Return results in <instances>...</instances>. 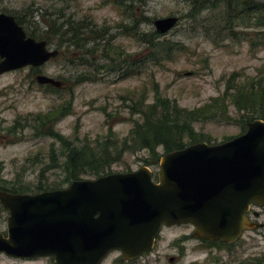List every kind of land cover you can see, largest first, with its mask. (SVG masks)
I'll use <instances>...</instances> for the list:
<instances>
[{"label": "rangeland", "instance_id": "rangeland-1", "mask_svg": "<svg viewBox=\"0 0 264 264\" xmlns=\"http://www.w3.org/2000/svg\"><path fill=\"white\" fill-rule=\"evenodd\" d=\"M67 1L0 0V12L21 19L28 34L46 40L55 21L57 28H62L51 41L52 47L61 51L56 59L41 68L26 67L0 76V188L23 184L31 191L40 183L44 188L70 186L63 182L65 146L49 136L36 135L32 128L34 117L65 102L71 103L72 111L54 125L58 134L74 146L96 150L108 146L113 156H117L116 148L121 150L126 143L128 149L112 165V174L148 167L157 182L166 152L158 147L156 158L151 150L132 140L135 121L141 116L132 113V100L143 101L147 94V104H153L158 87L162 98L193 110L222 98L229 84L236 87V83L264 74L260 73L264 69V45H252L254 27L236 26V21L230 25L224 4L213 5L210 0H123L121 7H115L112 0ZM132 6L136 14L133 20L139 24L131 23L137 36L129 37L122 24L130 23L125 10ZM171 16L180 18L178 25L165 35L156 34L154 21ZM71 23L85 25V42H77L69 34L61 36ZM144 34L147 40L155 39V45L171 44L180 50L172 59L163 53L154 56ZM97 35L100 38L95 41ZM106 44L115 62L104 58ZM109 63V68L104 67ZM39 74L64 81L65 86L39 85ZM78 79L84 81L77 83ZM227 104L224 115L194 123V131L207 139L205 143L221 144L246 133L248 122L231 100ZM256 211L260 217L252 214L250 219L259 227L246 231L232 246L207 248L194 237V226L183 224L163 228L152 253L130 263L121 261L122 255L114 252L103 264H264V207ZM8 217L0 205V233L5 236ZM172 257L176 258L174 263L170 262ZM0 264L50 263H27L0 254Z\"/></svg>", "mask_w": 264, "mask_h": 264}, {"label": "water", "instance_id": "water-1", "mask_svg": "<svg viewBox=\"0 0 264 264\" xmlns=\"http://www.w3.org/2000/svg\"><path fill=\"white\" fill-rule=\"evenodd\" d=\"M180 18L154 21L156 32L172 31ZM59 55L46 41L28 36L12 15L0 12V76L41 68ZM36 82L65 83L39 74ZM158 181L148 167L73 182L39 194L0 190L8 210L0 253L15 258L54 257L57 264H102L115 250L136 260L154 249L164 226L190 224L199 240L237 243L248 230L252 205L264 207V120L245 134L210 145L197 143L165 154Z\"/></svg>", "mask_w": 264, "mask_h": 264}, {"label": "trees", "instance_id": "trees-1", "mask_svg": "<svg viewBox=\"0 0 264 264\" xmlns=\"http://www.w3.org/2000/svg\"><path fill=\"white\" fill-rule=\"evenodd\" d=\"M112 2L115 7H121L124 1L112 0ZM210 2L213 5L224 4L227 6V22H229L230 25L233 24L234 21H236V26L242 24L252 25L254 27L251 34L254 36L251 37L252 45L257 43L264 45V2L261 0H210ZM205 6L206 5H202L200 7L203 8ZM133 9V6L126 7L125 15L128 16V19L130 18V23L127 25L122 24L124 33L129 37L134 35L137 36L136 27L132 26L131 23H135V25L139 24L138 20H133V15H136ZM17 21L23 26V21L21 19H17ZM55 23H57V21L53 23V27L52 25L48 27V30L52 29V31L48 33L49 37L46 39L48 43H51L55 37H58L59 30H62V28H57ZM62 27H66L65 24ZM84 27L85 25L82 24H68V32H63L65 34L61 36L66 38L71 35L77 42H85L88 38L82 37V29ZM28 35L37 40H43L42 38H37L33 33ZM144 35L143 38L150 47V53L152 52L154 56L163 53L165 57L172 59L174 53L180 50L179 47L171 44L155 45V39L150 38L147 40L146 38H148V35ZM99 38L100 36L97 35L95 41ZM65 42L69 41H64V43ZM107 46L108 44H106L103 53L104 58L111 62H115L114 59H110L111 51L108 50ZM159 46L161 47L158 50ZM104 67L109 68L110 63L106 64ZM261 69L260 73H264V69ZM83 81L84 80L78 79L76 82L82 83ZM155 92L156 100L153 104H147L146 100L148 98L147 94H145L143 101L139 99H137L139 102L132 100L134 103L130 107L133 114L141 115L140 119L135 121V126L132 130V140L140 145L142 149L151 150L156 158L159 157L157 149L160 146H162L166 154H168L183 150L197 143L205 142L207 139L201 135H197L194 131V123L218 118L220 114L224 115L228 108L227 100H231V102L236 105V109L239 113H242V118L248 123L257 119L264 120V74L258 75L256 78L246 83H239L238 85L236 83V87L229 84L222 98L214 99L211 103L193 110L182 109L177 101L162 98L159 95L158 87H156ZM221 100L222 103L220 102ZM71 111V103L65 102L50 112L38 114L33 118L34 125H32V128L36 131V135L49 136L65 146L63 155L66 159L63 163V170L66 176L63 182L72 184L75 181L84 180L83 177L87 175L100 178L112 174L111 167L114 163L119 161L122 154L126 152V149H128L127 144L125 143L121 150L115 147L117 156L111 154V150L108 146L103 147L101 150L90 148L87 145L82 147L74 146L72 142L58 134L54 129V125L60 119L69 115ZM31 120L32 119H29V122ZM247 130L245 132H247ZM1 172L2 167L0 166V174ZM0 189L16 194H26L27 192L42 193L60 190L58 186L44 188L41 183L36 186L35 190L31 191L27 187H24L23 184H13L12 189Z\"/></svg>", "mask_w": 264, "mask_h": 264}, {"label": "flooded vegetation", "instance_id": "flooded-vegetation-1", "mask_svg": "<svg viewBox=\"0 0 264 264\" xmlns=\"http://www.w3.org/2000/svg\"><path fill=\"white\" fill-rule=\"evenodd\" d=\"M63 1H65L66 3H68L67 0H63ZM63 32H65V31H63ZM47 44H48V47H49L51 50H58V49L52 47L51 43H48V42H47ZM58 51H59V55H60V54H61V51H60V50H58ZM3 208H4V207H3ZM257 208H259V207L255 206V205H252V206H251L250 211H249V213H248V217H249V219H250V216H251L252 214H254L255 217H260V214L256 211ZM5 211L8 212V210H6V209H5ZM8 213H9V212H8ZM250 220H251V219H250ZM175 226H177V225H175ZM170 227H174V226H166V227H164V228H170ZM162 230H163V229H162ZM161 233H162V232H161ZM161 233H160V235H161ZM160 235H159V236L157 237V239H156V243H155L154 249H153L151 252H149V253H145L144 255L152 253V252L157 248V244H158V241H159L158 238L160 237ZM202 242H203V244L206 245L207 248H211V249H217V248H218L217 246H218L219 244H221V243H217V242H209V241H202ZM114 252H117V253H119V254L122 255V256H121V261H126V262H130V263H132L133 261H135V260H127V259H124L122 252L119 251V250L112 251L110 254H112V253H114ZM0 254L5 255V256H6L7 258H9V259L17 260V261H23V262H27V263H36V262H38V261H40V260H46V261H48L50 264H57L56 261H55V258H54V257L15 258V257L8 256V255H6V254H4V253H0ZM110 254H109V255H110ZM109 255H108V256H109ZM144 255H143V256H144ZM108 256H107V257H108ZM107 257H106V258H107ZM141 257H142V256H141ZM141 257H140V258H141ZM138 259H139V258H138ZM136 260H137V259H136ZM175 260H176V258H174V257L170 258V262H171V263H174ZM103 262H104V261H103ZM103 262H102V264H103Z\"/></svg>", "mask_w": 264, "mask_h": 264}]
</instances>
